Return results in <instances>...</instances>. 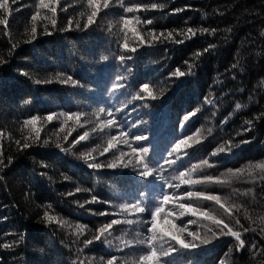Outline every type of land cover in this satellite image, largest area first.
Returning <instances> with one entry per match:
<instances>
[{
  "label": "trees",
  "instance_id": "trees-1",
  "mask_svg": "<svg viewBox=\"0 0 264 264\" xmlns=\"http://www.w3.org/2000/svg\"><path fill=\"white\" fill-rule=\"evenodd\" d=\"M44 2L48 8L40 0H0L7 4L0 8V264H107L112 257L114 264H141L152 248L138 242L151 234L137 221L150 222L156 207L163 209L158 230L185 229L186 242L210 241L192 250L175 245L161 264H264V169L257 167L264 164V0H109L88 31L87 0ZM129 7L135 11L125 13ZM121 16L130 20L128 49L120 47ZM177 69L187 75L172 77ZM69 76L75 85L60 82ZM71 113L83 115L69 120ZM102 119H117L116 128L93 132ZM121 131L117 148L104 153ZM85 132L88 139L79 141ZM137 135L147 140L136 142ZM180 140L186 144L173 151ZM243 141L251 143L218 152ZM138 144L149 148L146 177L138 175L143 165L132 166ZM121 152L130 166L108 169ZM206 177L213 182L182 183ZM189 191L216 195L225 207L186 197ZM164 195L173 199L164 203ZM137 203L145 213H136ZM185 203L241 233L243 249L235 237L220 236L222 225L181 216ZM112 220L121 223L85 245ZM155 247L159 256L170 244Z\"/></svg>",
  "mask_w": 264,
  "mask_h": 264
},
{
  "label": "snow or ice",
  "instance_id": "snow-or-ice-1",
  "mask_svg": "<svg viewBox=\"0 0 264 264\" xmlns=\"http://www.w3.org/2000/svg\"><path fill=\"white\" fill-rule=\"evenodd\" d=\"M87 4L89 6V8L92 9L91 14L88 15L87 17V22L84 23L83 25V30L84 31H88L96 22V19L98 17V14L101 13L102 9H108L110 7L109 4V0H87ZM102 4V7H101ZM40 7L43 8H48L49 4L45 3L44 0H40ZM7 4L6 3H0V8H6ZM160 8H163V5L159 6ZM152 8L155 9L157 8L156 4L152 5ZM53 13H55L56 9L52 8L51 9ZM125 13H130L135 11L134 8H125L124 9ZM176 12L181 11V9H176ZM171 14V13H170ZM32 20H36V16L34 15L32 17ZM120 22L122 23V25L124 26V31H125V37H126V42L123 43L122 45H120V47L122 49H128V43H127V27L130 23V20L125 18L124 16L120 17ZM53 25H55L56 21L53 20ZM148 23H151V21H149ZM0 24H6L5 20H0ZM77 27H79V25H77ZM69 30H71V28H69ZM204 31H207L206 29ZM31 40H35L36 39V33H37V29L35 26L32 27L31 29ZM187 33L192 34L189 38H192L196 35V33L194 32V30L192 28H188L187 29ZM50 34V33H49ZM171 33H168V38H171ZM133 36L139 38V45H143L145 43L143 37L140 36L139 32L133 31ZM157 37L153 36L152 40L156 41ZM30 42V41H29ZM177 43H182V41H176ZM138 51V48H132L131 52L135 53ZM205 51H208V49H206ZM119 61L123 62L125 57L123 55H121L120 57H118ZM108 60V57L104 58V61L106 62ZM0 64H3V61H0ZM172 77L175 78H181L184 77L185 75H187L185 72L180 71L179 69H177L174 73L171 74ZM68 81H72V84L75 85L76 82L74 80H72V77L69 76L67 78V80H61L60 82L62 84H67ZM41 81H37V83H40ZM48 82V81H45ZM143 92L147 93L148 96H152V92L149 88V85L147 83H145L143 86ZM120 90V82L117 81L116 87H114L112 89L113 92H117ZM153 99H155V97H153ZM237 107H239V105H237ZM104 109H101V112H103ZM121 111L120 109H117L116 112ZM83 115L82 113H71V114H67V119L71 120V119H76L79 120L80 116ZM110 116H114L115 113L110 112L109 113ZM192 116V113H189L187 117H185V123L188 121V119ZM47 119L49 121H51L53 119V115H49L47 116ZM36 121V117L33 116L30 120H25L24 124L25 125H29V124H34ZM118 123L117 119H107V120H101V123L97 126V128L93 129V132H96L97 130L101 131V132H106L109 131L113 128H116ZM249 124H251V121H249ZM36 134L37 136L39 135V129H36ZM124 136V132L121 131L120 132V137L117 136H112L111 139L108 140V146L104 149V153H108L110 149H114L117 148V143L118 140L120 138H122ZM89 137V133L85 132L83 135L79 136L78 140L79 141H85L86 139H88ZM65 139H67V137H65ZM133 139L136 142L139 141H146L147 137L142 136V135H137L134 136ZM77 143V141H73V144ZM247 143H251V141H243L241 144H235L232 143L230 147L228 148H224L221 147L218 152L219 153H231L233 152V150L238 149L239 147H241L243 144H247ZM186 144L185 140H180L176 146L175 149H173V151H176L180 148L181 145ZM24 148L29 147L28 143H25L23 145ZM57 147L59 148L60 146L57 145ZM61 151H65V149H61ZM149 152V148L148 147H143V146H139V144L137 145V147H132V153L135 154V160L136 163L134 165H132L134 168H139L140 165L144 166V170L143 171H139L138 175H143V176H148L151 173V169L149 168V165L145 162V158L147 157V154ZM215 155V153H214ZM124 156V153L121 152V156L117 158V162H112L109 163L107 165L108 169H117L118 167V162H122L123 163V167L128 168L130 165L128 162L122 161V157ZM175 163H179V161H175ZM207 163V162H205ZM87 166L89 168L92 169H96V170H100L102 168V165L95 163V162H91L88 163ZM257 167L264 169V164L262 165H258ZM184 176V173H181V177ZM160 179H163V177H160ZM202 182H213V178L212 177H206L204 179V181H199V180H182V183L184 184H199ZM215 182H219V181H215ZM179 187V186H177ZM186 197L189 198H196V199H205V200H209V201H215L217 204H220V199L218 196L216 195H209L203 192H193V191H189L185 193ZM93 201H96L97 198L95 196H93ZM173 197L169 196V195H164L163 196V202L167 203L170 200H172ZM141 203V202H140ZM140 203H137L136 207H135V211L137 214H143L145 213L146 209L145 207H141ZM221 208H224L225 206L223 204H220ZM181 208V212L180 215L183 216L188 212H191L193 215L199 214L201 216H203L205 219H209L212 220L217 226H223L220 230V236H231V237H235V239L237 241H239V249L238 250H242L244 247V241L241 239V233L233 231V229L231 227H229L227 224L224 223L223 220L221 219H217L215 216H212L209 212L203 211L202 209L199 208H193L191 203H185V204H181L180 205ZM151 211V210H150ZM163 211L162 207H156L155 211H151V221L150 222H146L145 220L141 219L140 221H137V223H139L141 225V227L143 229H146L148 233H150L151 235L149 237H146L145 240H140L138 243L140 245L145 244V242L147 243V245L149 247L152 248V250L150 252H148L147 255H142L140 256V261L141 264H161V258L163 256L169 255L173 252H175L177 250V248L175 247V245H179L181 248L183 249H187V250H192L195 249L199 246H203V245H207L210 243V241L208 239H203L200 241L199 244L195 243V242H186L185 239L182 238V234L185 231V229H179L177 231V233H173L171 231L169 232H164L162 230H158L157 229V219L158 216L160 215V213ZM229 210L227 208H225V212H228ZM105 215H107L108 213L105 212ZM45 219L46 220H52L53 217L49 216V214L47 212L44 213ZM121 223V221L119 220H112V222L110 224H105L103 225V227H101L98 232L97 235L92 239V240H85V245H91L97 241H100L101 239V234L106 233L108 230L112 229L114 225H117ZM129 224H132L133 221H129ZM150 223V226H149ZM224 229H227V231H224ZM189 236L193 237V241H195L196 239H198V234L196 232H189L188 233ZM219 238V237H218ZM165 239H167L169 241L170 247L168 248L167 251H162L161 255H157V250L155 247V243L156 242H160V241H164ZM174 241L175 243L172 244L171 242ZM105 243H109L108 241H105ZM134 246V245H133ZM116 261V257H112V259H109L107 261V264H114V262Z\"/></svg>",
  "mask_w": 264,
  "mask_h": 264
},
{
  "label": "rangeland",
  "instance_id": "rangeland-1",
  "mask_svg": "<svg viewBox=\"0 0 264 264\" xmlns=\"http://www.w3.org/2000/svg\"><path fill=\"white\" fill-rule=\"evenodd\" d=\"M132 111L135 109V106L134 104H132L131 108H130Z\"/></svg>",
  "mask_w": 264,
  "mask_h": 264
}]
</instances>
